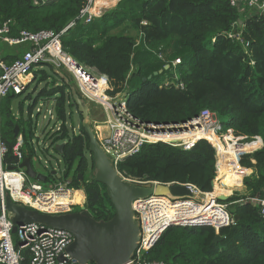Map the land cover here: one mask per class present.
Segmentation results:
<instances>
[{"label":"trees","instance_id":"trees-1","mask_svg":"<svg viewBox=\"0 0 264 264\" xmlns=\"http://www.w3.org/2000/svg\"><path fill=\"white\" fill-rule=\"evenodd\" d=\"M87 3L46 0L37 5L35 0H0V25L11 20V36H19L22 30L60 32L67 28L61 37L65 51L82 66L107 75L112 86L109 93H125L127 109L145 122H184L210 109L217 113L228 136L259 137L263 143L251 153L234 151L231 170L218 181L221 194L235 193L242 179L247 191L220 201L227 204L232 224L218 232L209 225L169 226L144 253V259L170 264H264V217L251 200L264 198V12L250 6L248 0H239L237 5L230 0H120L85 22L78 16ZM120 27L136 30L139 39L114 32ZM3 43L0 61L5 64L30 47ZM167 64L170 67L165 69ZM43 66L35 73L40 74L38 82L45 80L46 84L34 102L55 99L60 122L58 130L45 135L48 148L43 154L52 156L55 146L64 143L59 179H70L72 186L84 190L86 200L78 191L83 194L80 203L85 202L95 220H109L115 207L106 185L90 178L95 162L82 121L75 131L74 111L82 116L73 98L72 79L52 64ZM159 70L163 72L154 75ZM2 71L0 66V75ZM149 75H153L151 79ZM16 95L10 93L0 103L9 166L18 162L13 154L16 126L23 136L25 158L33 161L38 140L32 122L12 109ZM29 108L31 113L32 105ZM233 145L234 150L238 148ZM118 169L140 181L192 183L211 192L217 176L216 150L206 139L198 140L191 149L166 142L147 143L138 154L121 161ZM53 170L48 169L49 181L56 180ZM76 195L74 203L79 201ZM218 233L221 240L216 242ZM29 260L30 252L24 250L21 264H29Z\"/></svg>","mask_w":264,"mask_h":264},{"label":"built area","instance_id":"built-area-1","mask_svg":"<svg viewBox=\"0 0 264 264\" xmlns=\"http://www.w3.org/2000/svg\"><path fill=\"white\" fill-rule=\"evenodd\" d=\"M45 1L35 0V4L38 5ZM230 1L232 5L239 3V0ZM248 4L258 11L264 12V0H248ZM96 5L97 0H88L78 18L90 22L94 17L101 16L103 10L96 8ZM10 23L11 20H8L0 25V41L10 45L29 42L30 47L23 51L21 56L11 64L0 61L3 70L0 75V103L10 93L20 95L27 89V84L22 80V76L30 74L35 67L42 68L44 67L43 64L49 63L54 65L56 69L68 70L76 77L79 92L85 101L92 99L103 105L108 115V121L105 125L106 129H104L106 134L100 140V144L117 169L121 161L138 154L147 143L166 142L191 149L200 139H206L214 146L217 168L219 155L213 140L206 137H200L196 140L175 137L181 133L193 135L200 131L210 130L223 136L226 132L222 131V124L215 111L204 109L197 116L184 122H145L127 109L125 93H118L114 96L109 93L112 86L107 75L101 74L93 68L79 66L78 62L65 51L61 37L67 28L60 32L49 29H42L37 32L22 30L19 36H11ZM179 61L180 59H177L174 63ZM103 77L104 79H102ZM44 101L45 103L50 102L46 99ZM55 102V99L51 100V109H47L48 114H50L48 123L52 122L56 115L54 111ZM38 111L41 113L42 109L39 108ZM43 117L45 120L47 119V115ZM59 126L56 127L57 130ZM53 130H56L55 126L41 129L37 135L38 140L35 141V157H37L39 150L43 153V150L48 148V142L44 141V138L49 131ZM75 131H77L76 128ZM101 131L103 133V129ZM234 136L238 149L246 143L253 145L250 150L244 151L240 155L254 152L263 146L259 137L248 138V136L235 134ZM240 142L242 144H239ZM23 143V136L18 135L13 147V154L18 158V162L14 166H9L6 161L9 147L2 137L0 113V263L21 264L23 251L28 250L30 252L29 264H79L67 251L74 240V236L69 230L29 222L19 225L17 232L13 234L14 224L11 220V213L7 209V197H10L14 202L24 204L28 208L49 214L70 213L74 207L84 204L74 203L73 198L77 191L84 193V190L72 186L70 179L60 180L62 170L56 167H48L49 162L47 161L45 168L57 171L54 174L56 180H47L49 184L46 185L44 182L30 179L26 175L25 168L20 167L21 162L25 159L22 151ZM131 180L142 185L157 186L162 183L132 178ZM166 184L169 186L183 185L191 191V195H157L153 193L133 201V210L141 222L140 245L134 256L125 264H170L159 260L149 261L143 257L144 253L154 246L170 224L175 223L182 226L209 225L218 232L221 227L234 222V218L227 209V204L220 202L218 197L215 198L216 185L213 186V191L205 192L192 183ZM251 200L259 206L260 214L264 217V198L254 197Z\"/></svg>","mask_w":264,"mask_h":264},{"label":"water","instance_id":"water-1","mask_svg":"<svg viewBox=\"0 0 264 264\" xmlns=\"http://www.w3.org/2000/svg\"><path fill=\"white\" fill-rule=\"evenodd\" d=\"M78 65L82 66L80 63ZM169 67L170 65L167 64L165 69ZM162 72L163 70L155 71L154 75ZM152 76L149 75L148 78L151 79ZM73 98L78 107V112L81 113L82 125L90 137L89 149L95 162V170L90 178L106 185L109 197L115 207V214L109 220L97 221L90 215L85 205H82L79 211L49 214L28 208L24 204L14 202L10 197H7V209L11 213V220L14 224L13 234L17 232L19 225L29 222L66 229L71 231L74 236V240L67 251L79 264L91 262L96 264H125L134 256L140 245L141 222L133 210V201L153 193L190 196L191 191L180 184L170 186L166 183H160L157 186L142 185L124 176L115 167L112 159L98 141L88 120L89 106L75 88L73 89ZM19 133L20 128L16 126L15 137H18ZM64 145V143L57 144L55 146L57 152L61 154ZM20 167L25 168L26 175L30 179L47 182L49 175L35 169L29 157L21 162ZM56 173V170L52 171L53 175ZM80 177L83 179L84 176L80 175ZM215 185L213 181V186ZM229 197L230 195L222 194L218 196V199L226 201ZM172 225L176 224L173 223L169 226ZM220 240L221 237L218 233L215 241L219 242Z\"/></svg>","mask_w":264,"mask_h":264},{"label":"rangeland","instance_id":"rangeland-1","mask_svg":"<svg viewBox=\"0 0 264 264\" xmlns=\"http://www.w3.org/2000/svg\"><path fill=\"white\" fill-rule=\"evenodd\" d=\"M114 4L110 8L115 7L118 3H116L115 5ZM104 11H105V9H103V12ZM114 32L130 33V34H133L135 37H137L139 39V35H138L137 31L134 30V29H128V28H121L120 27V28L114 30ZM3 45H4L3 41H0V49L3 47ZM45 69L48 70V71H50V68L49 67H46ZM61 69H63V68H61ZM56 70L59 71V69H56ZM63 70L66 71L67 72L66 75H68L70 77V79H72V82H73L74 87L79 90V86H78L76 77L71 72H69L68 70H66V69H63ZM94 70L97 71L96 69H94ZM37 71H39V67H35L31 72L34 73V72H37ZM37 76L38 77L33 82H31L29 84V86L27 87V89L22 94L16 95L14 97L13 102H12V106H13L14 110L16 111V113H18V116L22 117L25 120H30L32 122L33 126L35 127L36 133L39 134V132L41 131V129L42 128H45V127L50 128L52 126H55V129H57L56 127L60 124V122H59V120L57 119V117L55 115L54 116V120H52V122L48 123L47 120H49L50 114H48L47 109H50L51 108V105L49 106L47 102L45 103V101H44L43 98L37 99V101H36V103H35L32 111H31V114L29 113V111H30L29 104L31 103V101L33 100V98H35L37 96V94H38V91L33 92L35 86H37L38 90H40V88L43 87L46 84V81L45 80H43V82H41V83L38 82V79L40 77L39 72H38ZM30 77H31V74L29 75V78ZM49 80H50V78H49ZM167 80H168V78H167ZM29 94H32L33 95L32 98L29 97ZM20 102L24 103V106H23V110L22 111H20V109H19V103ZM86 103L89 106V116H88V120L91 123V127H92V129H93V131H94V133H95L98 141L100 142V140L102 139V137L106 134L104 129H103V133H102L101 127H104V125L107 124L108 115L105 112L104 107H103V105L101 103H99L97 101H94L92 99L91 100L87 99ZM39 108L42 109V112L41 113H39V111H38ZM44 115H47V119L46 120L43 117ZM73 120L77 124L76 129H78L79 124L82 121V118L80 117V115L77 113L76 110L74 111ZM54 123L56 125H54ZM222 131H224L223 130V127H222ZM222 134H224V133H222ZM218 136L221 137L220 135H218ZM212 138L214 140L215 146L218 147L219 145L216 144V142L218 141V137L214 135ZM222 139L226 143H224V146H222L219 143L220 146L223 149H225V148L227 150L230 149V153H231L234 150V145L233 144L236 143L235 142L236 141V138L233 137V139L235 141L234 142H231L230 138L225 133V135H224V137ZM252 147H253V145L251 143H246L244 146H242L239 149L237 148L236 150L247 151L248 149H251ZM232 155L233 154H231V157H233ZM46 161L49 162L48 163V167H50V168L56 167L59 170H62L63 169L62 157H61V154L58 153L57 151H52V156L46 157L41 152V150H39L38 153H37V157H34L33 158L32 164L35 167V169H37L39 172H44V173L48 174V169L45 168V166L47 165L46 164ZM59 161H61L60 164H59ZM218 174H219V176L217 175L216 178H215V180H217V181H218V178H221L222 177V176H220V174H221L220 171H219ZM44 183L46 185L49 184V182H44ZM218 189H219V186H218V183H217L215 196L217 194V191H219ZM246 193H247V191H246L245 185L243 183V179H242L241 185L239 186V189L235 193H228L227 195H230L231 196V195H234V194L240 195V194H246ZM82 195H83L82 193L80 195H78L79 200H82L83 199ZM85 200H86V198H85ZM78 203H80V201H78ZM82 205H85V202ZM75 209H76V207H74V210ZM75 211H77V210H75ZM15 241H16V238H15Z\"/></svg>","mask_w":264,"mask_h":264},{"label":"bare ground","instance_id":"bare-ground-1","mask_svg":"<svg viewBox=\"0 0 264 264\" xmlns=\"http://www.w3.org/2000/svg\"><path fill=\"white\" fill-rule=\"evenodd\" d=\"M119 0H97V5H96V8H98V9H100V10H103V9H105V10H107V9H109L111 6H113V4L115 3H117ZM114 4V5H115ZM29 75L30 74H28V75H25V76H22V80L24 81V82H26L27 81V79H28V77H29ZM102 79H104V77L102 78ZM101 79V80H102ZM101 80H100V84H101ZM102 129H106V126L104 125V127L102 128ZM217 136L218 137V141L216 142V144L217 143H220L221 145H224V143H226L222 138L224 137V135L223 136H221V137H219L218 136V134H216L213 130H210V131H200V132H197V133H195V134H193V135H188V134H184V133H181V134H178V135H175V137L176 138H187V139H199L200 137H206V138H208V139H211V140H213V136ZM229 138H230V140H231V142H234L235 140L233 139V137L232 136H228ZM176 140V139H175ZM178 140V139H177ZM214 141V140H213ZM248 150H250V149H248ZM228 151L230 152V149H228ZM234 151H236V149L235 150H233L232 152H231V154L234 152ZM217 152H218V155H219V159H225V153L224 152H219V150L217 149ZM244 152V151H243ZM229 158H231V156L229 157ZM228 158V159H229ZM219 159H218V163H217V165L218 164H222L221 166H219L221 169H219L220 170V173L222 172V166H226L227 167V162L225 161V160H223L222 161V163H221V161H219ZM225 171V170H224ZM214 182H215V180H214ZM219 195H222V194H217L216 196H215V198H217Z\"/></svg>","mask_w":264,"mask_h":264},{"label":"crops","instance_id":"crops-1","mask_svg":"<svg viewBox=\"0 0 264 264\" xmlns=\"http://www.w3.org/2000/svg\"><path fill=\"white\" fill-rule=\"evenodd\" d=\"M24 45H28V46H30V43L29 42H24L23 43ZM23 51H24V49H23ZM23 51H21V53L23 52ZM43 68V67H42ZM40 69V68H39ZM31 74V77H30V79L28 80V81H26L25 83L27 84V87L29 86V84L31 83V82H33L38 76L36 75V73L34 72H31L30 73ZM42 88V87H41ZM36 91H38L39 92V90H38V88H37V86H35V88H34V90H33V92H36ZM38 95V94H37ZM32 94H29V97L30 98H32ZM36 98V97H35ZM35 98H33V100L31 101V103L29 104V107L32 105V108H31V111H32V109H33V107H34V105H35V103H36V101L34 102V100H35ZM44 100H45V98H43ZM51 100H53V99H51ZM51 100H49L50 102H51ZM50 102H48V105L50 106L51 104H50ZM22 104V102H20L19 103V109H20V105ZM23 106H24V103H23ZM12 109H13V111H14V113L18 116V113H16V111L14 110V108H13V106H12ZM51 109V108H50ZM29 113H30V111H29ZM31 114V113H30ZM57 123V122H56ZM54 125H56L55 123H54ZM36 131V130H35ZM19 135H21V134H19ZM36 135H38L37 133H36ZM219 146L217 147V149L219 150V152H224L225 153V159H219V161H221V163H222V161L223 160H225L226 162H227V167L226 166H222L223 168H222V172H221V174H220V176H222L225 172H227V171H229V170H231V166L229 165V161L232 159V157L231 158H229L230 156H231V153L225 148V149H223L221 146H220V144L219 143H217ZM229 158V159H228ZM222 164H218L217 165V175L219 176V169H221L219 166H221ZM225 170V171H224ZM253 171H254V169H252ZM216 178V177H215ZM219 179L220 178H218V181H219ZM215 180V179H214ZM218 181L217 180H215V184L217 185V183H218ZM219 186V185H218ZM219 190V189H218ZM221 194L220 193V191H217V194ZM216 194V195H217ZM78 195H79V193H78V191H77V197H78ZM84 196H85V192H84ZM85 198H86V196H85ZM80 201V200H79Z\"/></svg>","mask_w":264,"mask_h":264},{"label":"flooded vegetation","instance_id":"flooded-vegetation-1","mask_svg":"<svg viewBox=\"0 0 264 264\" xmlns=\"http://www.w3.org/2000/svg\"><path fill=\"white\" fill-rule=\"evenodd\" d=\"M79 211V210H78ZM72 212H75V210H73Z\"/></svg>","mask_w":264,"mask_h":264}]
</instances>
